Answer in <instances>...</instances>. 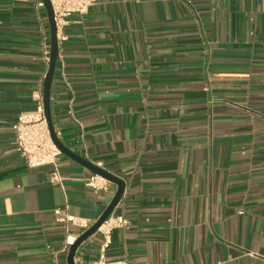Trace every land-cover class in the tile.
Returning <instances> with one entry per match:
<instances>
[{
    "label": "crops",
    "instance_id": "crops-1",
    "mask_svg": "<svg viewBox=\"0 0 264 264\" xmlns=\"http://www.w3.org/2000/svg\"><path fill=\"white\" fill-rule=\"evenodd\" d=\"M41 2L0 0V264H68L84 230L67 216L95 223L118 191L64 154L53 182L16 150L49 69ZM58 40V137L127 184L108 263L264 264V0H94Z\"/></svg>",
    "mask_w": 264,
    "mask_h": 264
},
{
    "label": "built area",
    "instance_id": "built-area-1",
    "mask_svg": "<svg viewBox=\"0 0 264 264\" xmlns=\"http://www.w3.org/2000/svg\"><path fill=\"white\" fill-rule=\"evenodd\" d=\"M54 9L55 21L58 31L67 24V19L75 14L86 15L92 7L94 0H50ZM44 7V3L39 4ZM50 61V58L47 59ZM43 86H41L42 88ZM15 134V147L23 158L27 166L31 169L52 168L53 182L62 183L63 178L59 172L58 159L61 151L55 145L48 121L44 111L43 97L38 99V108L35 112L22 114L18 122L13 127ZM87 185L96 191H108L109 182L93 175L87 180ZM66 221L75 228L86 231L92 226V222L73 217L66 218ZM127 220L124 217H110L100 228L99 232L104 236V242L100 248L97 264H128V263H108L107 251L111 246V234L116 228H124ZM76 237H67L66 244L62 249L68 252L69 247L76 241Z\"/></svg>",
    "mask_w": 264,
    "mask_h": 264
},
{
    "label": "water",
    "instance_id": "water-1",
    "mask_svg": "<svg viewBox=\"0 0 264 264\" xmlns=\"http://www.w3.org/2000/svg\"><path fill=\"white\" fill-rule=\"evenodd\" d=\"M45 9L47 11V15L50 22V28H51V50H50V63H49V69L46 74L44 85H43V100H44V111L45 116L48 121V125L50 128L52 139L55 143V145L59 148L62 154L65 156L75 160L79 164H81L83 167L87 168L89 171H91L93 174L98 175L104 179H106L108 182L117 185L118 191L116 195L114 196L113 200L105 210V212L102 214V216L97 220L95 223L92 224L90 228H88L86 231H84L77 239L76 241L69 247L68 250V257H67V263L68 264H77L75 257L79 250V248L86 243L89 239H91L93 236H95L102 225L113 215L116 208L120 204L121 200L124 197L127 184L125 180L115 176L114 174L108 172L107 170H104L97 165L91 163L87 159L83 158L79 154L72 151L70 148H68L62 140L58 137L57 131L55 129L53 117H52V109H51V90L52 85L54 81V76L56 72L57 62L59 58V40H58V27L55 21V14L54 9L52 6V3L50 0H43Z\"/></svg>",
    "mask_w": 264,
    "mask_h": 264
}]
</instances>
